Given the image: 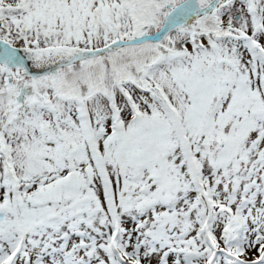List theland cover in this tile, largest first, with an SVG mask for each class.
<instances>
[{"label": "snow or ice", "instance_id": "snow-or-ice-1", "mask_svg": "<svg viewBox=\"0 0 264 264\" xmlns=\"http://www.w3.org/2000/svg\"><path fill=\"white\" fill-rule=\"evenodd\" d=\"M0 264H264V0H0Z\"/></svg>", "mask_w": 264, "mask_h": 264}]
</instances>
